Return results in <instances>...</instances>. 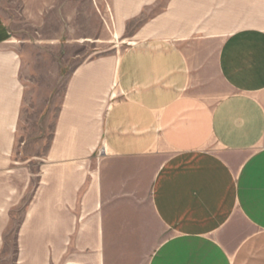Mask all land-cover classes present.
<instances>
[{
    "label": "crops",
    "instance_id": "obj_1",
    "mask_svg": "<svg viewBox=\"0 0 264 264\" xmlns=\"http://www.w3.org/2000/svg\"><path fill=\"white\" fill-rule=\"evenodd\" d=\"M264 264V0H0V264Z\"/></svg>",
    "mask_w": 264,
    "mask_h": 264
},
{
    "label": "rangeland",
    "instance_id": "obj_2",
    "mask_svg": "<svg viewBox=\"0 0 264 264\" xmlns=\"http://www.w3.org/2000/svg\"><path fill=\"white\" fill-rule=\"evenodd\" d=\"M155 242L156 240L152 238L137 246L119 247V264H146L155 248Z\"/></svg>",
    "mask_w": 264,
    "mask_h": 264
}]
</instances>
